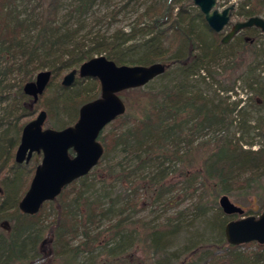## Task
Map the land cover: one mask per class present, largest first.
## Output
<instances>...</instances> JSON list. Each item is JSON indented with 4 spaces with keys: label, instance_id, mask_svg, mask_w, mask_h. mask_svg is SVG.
<instances>
[{
    "label": "trees",
    "instance_id": "16d2710c",
    "mask_svg": "<svg viewBox=\"0 0 264 264\" xmlns=\"http://www.w3.org/2000/svg\"><path fill=\"white\" fill-rule=\"evenodd\" d=\"M35 1L34 8L40 13L36 21H31L18 12L20 3H30L31 0H0V58L10 49L20 53L21 63L16 69L23 71V83L33 81L32 66L37 60L40 66L56 72L50 85L63 66H69L63 63L66 61L64 56L75 49L77 56L73 64L105 53L118 65L160 62L165 65V71L159 78L173 76L170 82L159 86L150 87L148 83L128 90L144 97L141 115L124 113L112 121V129L99 136L104 152L98 165L65 187L53 201L45 202L37 214H23L18 208L36 165L33 161L29 166L14 162V151L26 122L15 125L13 135H0V264H39L45 258L58 256H68L71 262L78 258L80 262V257H84L85 261L79 264H145L141 258L143 252L148 256V264H264V244L249 242L234 246L223 236L221 239L219 231L224 232L229 221L224 213L215 217L212 223L213 229H218V239H189L183 251L172 255L169 250L174 238L181 233L192 234L195 228L171 217L156 222L151 220L147 224L143 220H131L136 217L138 195L142 191L150 194L151 204L158 199L167 204L174 189L184 197L191 193L196 198L195 209L202 212L211 193L216 205L217 195L230 194L234 184L244 181L250 188L264 176V140L258 144L228 135L234 114L245 109L247 115L261 113L254 128L264 138V78L255 72L258 66L264 65V40L260 43L257 40L264 33L255 27L243 29L233 37L236 43L231 44V40L223 44L221 34L207 26L201 13L197 17L204 28L195 29L193 21L196 17L188 12L185 0H152L137 15L135 26L128 32L119 30V35L115 34L120 42L98 36L90 44L83 40L69 48L65 39L74 40L79 33L76 30L55 37L60 31L56 23L60 0ZM261 6H264V0H242L235 14L244 20L260 16ZM85 7L84 0H80L74 10ZM29 28H34L31 31L35 33L32 42L26 45L25 34ZM136 40L134 45H127ZM246 48L253 54L252 61L245 62ZM220 49L229 51L225 57L230 54L232 64L223 67V83L228 85L219 89L234 92V83L241 75L237 78L232 74L243 67L246 85L256 96L250 99L251 105L240 106L241 99L230 103L227 96L209 98L204 93L200 82L213 79L206 65L217 62L216 54ZM137 51L135 58H129L130 53ZM221 57L218 61L223 59ZM237 57L245 63L238 61ZM10 71L11 68L4 67L2 74ZM18 90L23 95L22 85ZM47 92L46 89L36 102L25 96L29 101L28 109L21 110L15 119L32 115L42 108L50 114L60 102L64 107L73 106L75 101L81 106L96 98L100 88L98 86L95 95L82 99L65 93L62 97L56 95L49 105L44 106L42 101ZM68 113L71 114V110ZM214 127L217 129L213 137L199 140L204 131ZM249 129V124L245 123L239 134L243 136L250 132ZM118 153L120 158L115 161ZM195 159L201 160L198 171L189 175L187 165ZM173 162L180 164L179 172L184 177L177 185L167 180L172 171L168 167L162 168ZM155 165L159 171L148 177H138L141 169ZM3 172L7 173L2 175ZM97 180L101 183L100 194L105 201L110 199L108 207L103 201L85 195V190ZM106 187L110 191H104ZM190 189H196V194ZM263 208L264 202L256 214ZM244 211V215L255 213L251 209ZM42 213L45 214V223L40 220ZM183 213L181 211L179 215ZM11 219L12 224L8 223ZM104 219L112 221L106 228L98 229ZM78 236H81L80 240L72 245ZM137 250L140 255L134 254ZM31 253L39 256H30Z\"/></svg>",
    "mask_w": 264,
    "mask_h": 264
},
{
    "label": "rangeland",
    "instance_id": "374dc122",
    "mask_svg": "<svg viewBox=\"0 0 264 264\" xmlns=\"http://www.w3.org/2000/svg\"><path fill=\"white\" fill-rule=\"evenodd\" d=\"M152 0H84V3H86V7L84 9L74 10V7L80 4V0H60L57 10V25L58 29L60 31L58 32L56 36H64L67 35V32H75L78 31V37L76 34V37L74 40L67 41V38L65 39V42L68 43L67 47L71 48L76 45L78 41H86V43L90 44L93 39H95L98 36H104L107 41H109L111 38L113 40L116 39L115 34L118 33L119 30H123L124 32H128L133 26H135V20L139 13L144 11L148 7V5L151 3ZM242 0H217L216 7L219 11L226 8L227 6L234 5V10L232 12L231 16V23L229 26H227L223 33H221V36H223L227 31H229L230 26L236 22L244 20L242 17H239L235 14L237 7L240 6V3ZM36 1L31 0L30 3H20L18 7V12L21 14L22 17H27L31 21H36L37 16L40 13L38 9H36L35 6ZM185 6L190 14L195 16L194 24L195 29L202 30L204 28L203 23L201 22L200 18L197 17L198 13H200L199 9L192 3V0H185L184 1ZM261 14L260 16L264 17V6H261ZM116 13V14H115ZM45 14V12H44ZM115 17V20L112 19V17ZM32 26V25H31ZM34 28H29V31L25 34V44H30L32 41V36L34 35ZM255 34L254 32H252ZM119 35V33H118ZM138 38V37H137ZM55 39V38H54ZM257 39V38H256ZM100 40V39H99ZM258 42L264 40V36L258 37ZM117 41H121L116 39ZM236 38L232 40V43H236ZM136 41H130L127 45H134ZM91 46V45H89ZM72 48V49H73ZM246 48V58L245 62L252 61L254 58L252 57V53L247 52ZM77 49L70 51V54L64 56L65 62L64 64H68L69 66H63V70L59 71V75L56 77V79L49 85H47V93L45 96V99H43L44 106L49 105L50 101L53 100L54 96L58 95L60 97L63 96V93L70 97H74L75 99H82L83 97H90L92 95H95L97 93L98 89V82L94 78H76L75 82L70 87H62L61 86V80L63 76L69 72L72 69H77L79 67V64H73L74 58L77 56L76 52ZM140 52V51H139ZM184 52V51H183ZM229 51L221 50L218 54H216V60L217 62H212L208 66L209 72L213 75V79L207 78L205 79V83L201 81V87L204 91V93L207 94L209 98H218V97H229L228 101L232 103V101H237L238 99H241L240 106L242 105H251L250 99L256 98V96L253 95L252 91L247 87V80L245 79L244 75L242 74L243 67L238 68L235 74H232L233 77H237L241 75L237 81L234 83V92H223L219 88H221L224 85L223 83V67L226 65H231L232 59L230 54L228 57H225V54H228ZM137 53H130L129 58H135L137 56ZM99 54H95L94 56H98ZM100 55L106 56L105 53H102ZM222 55L221 58H223L221 61H218L219 56ZM240 55V54H238ZM21 55L19 52L15 50H9V52H6L3 54V57L0 58V135L3 136V134L8 133L10 135H13L15 132V125H19L23 122H28L29 120L33 119L36 114L39 112L40 109L36 110L34 114L24 117H19L18 119H15L16 115L20 113V111H24V109H28L29 101L25 98V94L21 95L18 88L20 85L22 87L25 83H23V71H18L16 66L21 63ZM238 61H242L241 57L236 58ZM243 62V61H242ZM243 62V64L245 63ZM40 61L33 62V68H34V78L36 77L37 73L40 71L47 70L48 67H42L39 65ZM255 63V62H254ZM4 67L11 68V71L7 74H2V71ZM171 70V69H170ZM206 72V71H205ZM256 74L260 75V77L264 78V65H260L256 68ZM204 74L203 72L201 73ZM57 75L56 72H52V76ZM173 76V75H172ZM172 76H169L166 79L163 78H155L151 82H149L148 86L154 87L159 86L161 84H164L167 82ZM52 78V77H51ZM174 78V77H173ZM34 80V79H33ZM218 81V82H217ZM65 88V89H62ZM45 89V90H46ZM45 92V91H44ZM43 92V93H44ZM140 93H131L128 90L123 91L120 93V97L125 103L126 106V112L132 114L134 116H140L141 115V101L142 98L139 95ZM43 95V94H42ZM100 93H98V96ZM97 96V97H98ZM96 97V98H97ZM95 99V98H94ZM144 101V99H143ZM73 107L72 109H70ZM64 107V105L60 102L58 103L54 109L50 112V114H47V119L43 125L44 128H54V129H60L64 127L65 125H70L75 122L78 115V109L80 105L77 104L75 101V104L73 106ZM264 108V107H263ZM43 109V108H42ZM45 110V109H43ZM69 110H71V114H69ZM46 111V110H45ZM244 112L234 114L233 116V125L229 128L228 135L233 138H241L244 141H255L258 144H261L264 140L263 136L254 128L256 123V118H258L261 113H252L250 115H247L245 112V109H243ZM60 123H64L60 125ZM245 123L249 124L250 132L245 133L243 136H241L240 129L245 125ZM112 129L111 124H108L102 131V133H106ZM217 129L214 127L213 129H209L203 132L201 139H205L207 137H213L216 132L214 131ZM120 154L118 153L115 155V161L119 160ZM35 161L36 164H39L41 160V156H38ZM201 160H193L191 163L187 165L186 171L187 174H196L199 168V163ZM164 167H168L172 173H170L169 178L167 180H171V183H175L177 185L180 181L184 179L182 178L183 174H180V164L179 163H171V164H164ZM157 166H150L144 169H141L139 172L138 177H148L150 175H153L156 170ZM7 172H3L5 174ZM32 176V173L31 175ZM246 175H243L245 177ZM242 180V178H240ZM248 184L243 182H239L237 184L233 185L231 193H227L226 195L230 198L232 202L235 204L241 206L244 210H253L255 213H250V215L258 216V211H260V207L262 203L264 202V176H262L255 185L252 187H248ZM101 183L97 180L94 185H91L88 189L85 190V195L89 196L93 199H99L103 201L105 207H108V203L110 202V199H106L103 196V194H100V188ZM104 191H110L109 188H104ZM190 192L193 191L194 194H196V189H190ZM223 193H220L215 198L216 205L214 204V198L211 195L208 197V205L205 207L204 211L200 212L195 209V202L196 198L194 196H191V193H189V196H182L180 194L179 190L173 191L172 194L169 195V201L167 204L163 202L162 199L153 200L154 204H151L152 200L150 197V194L147 191H142L141 195H138V211L135 213L136 217L131 218V220H143L146 224L150 223L151 220L156 221H162L166 219L167 217H171L172 219L177 218L178 221H182L183 223L195 228V232L192 234L188 233H181L178 236L174 238V240L170 244V250L169 252L172 254L179 253L183 251L186 247V244L188 243V240H215L219 238V234L217 233L218 229H213V221L215 217H219L220 214H223L221 211L219 205H218V197L222 195ZM72 197V196H71ZM54 207V204H52ZM42 208V207H41ZM183 211L184 213L182 215H179V212ZM239 218V216H228L227 221L231 219ZM40 220L42 223H45V214L42 213L40 216ZM112 220L104 219L102 221L103 224L98 225V229L106 228L107 224L111 222ZM176 221V219H175ZM220 221V220H219ZM13 220L11 219L8 223L12 224ZM221 223V221H220ZM217 227V226H215ZM221 232V239L223 235V231ZM81 236H78L71 244L74 245L79 241ZM70 244V245H71ZM134 253L135 255H140V251L137 250ZM144 255L141 256V258L144 260L145 264H148V256L143 252ZM30 256H39L34 253H31ZM68 256H58V257H51V258H45L42 262L39 264H79L82 261H85L84 257H80L75 260V262H71L70 258H67ZM91 258V257H90ZM70 262V263H69ZM27 263V262H26ZM38 264V263H37ZM164 264V263H163Z\"/></svg>",
    "mask_w": 264,
    "mask_h": 264
},
{
    "label": "water",
    "instance_id": "95a60500",
    "mask_svg": "<svg viewBox=\"0 0 264 264\" xmlns=\"http://www.w3.org/2000/svg\"><path fill=\"white\" fill-rule=\"evenodd\" d=\"M192 3L215 33H223L230 25L234 5L219 11L216 7L217 0H192ZM251 27L264 33V17L252 16L234 22L222 36L221 43L227 44L241 30ZM164 71L165 65L160 62L149 65H118L106 56L98 55L82 62L77 69L67 72L61 80L62 87H70L77 77L94 78L99 82L100 95L80 107L77 120L72 125L61 129L44 128L47 119L45 110H40L23 125L14 162L28 163L33 154L41 155V160L35 167L27 190L18 202L20 212L37 214L45 202L53 201L65 187L96 167L104 152L99 141L100 133L126 112L125 103L119 94L144 87ZM51 77L50 70L40 71L34 81L24 84V94L36 101L45 91ZM218 205L225 215L239 216L229 220L224 226V236L228 244H264V208L258 216L244 215V209L224 194L219 196Z\"/></svg>",
    "mask_w": 264,
    "mask_h": 264
},
{
    "label": "flooded vegetation",
    "instance_id": "af4514ba",
    "mask_svg": "<svg viewBox=\"0 0 264 264\" xmlns=\"http://www.w3.org/2000/svg\"><path fill=\"white\" fill-rule=\"evenodd\" d=\"M34 80H35V78H34ZM34 80H33V81H34ZM122 92H123V91H122ZM23 94H24V92H23ZM29 97H30V96H29ZM31 98H32V97H31ZM38 98H39V97H38ZM32 99H33V98H32ZM37 100H38V99H37ZM37 100H36V101H37ZM92 100H93V99H92ZM92 100H89V101H92ZM36 101H34V102H36ZM89 101H87V102H89ZM85 103H86V102H85ZM83 104H84V103H83ZM83 104H82V105H83ZM82 105H81V106H82ZM81 106H80V107H81ZM80 107H79V109H80ZM79 109H78V111H79ZM40 110H43V109H40ZM40 110H39V111H40ZM46 113H47V112H46ZM77 117H78V115H77ZM76 120H77V119H76ZM76 120H75V121H76ZM71 125H72V124H71ZM21 131H22V129H21ZM102 131H103V130H102ZM101 133H102V132H101ZM101 133H100V134H101ZM20 135H21V134H20ZM19 141H20V139H19ZM18 144H19V143H18ZM17 146H18V145H17ZM17 146H16V148H17ZM16 148H15V151H16ZM15 151H14V154H15ZM38 156H41V155L33 154V157L30 159V161H29L28 163H23V164L29 166L30 163H32V161L35 162V161L37 160L36 158H37ZM23 164H19V165H23ZM36 165H37V164H36ZM36 165L34 166V170H35ZM33 173H34V171H33ZM33 173H32V176H33ZM31 178H32V177H31ZM30 180H31V179H30ZM29 183H30V182H29ZM19 201H20V200H19ZM259 214H260V213H259ZM259 214H258V215H259Z\"/></svg>",
    "mask_w": 264,
    "mask_h": 264
}]
</instances>
